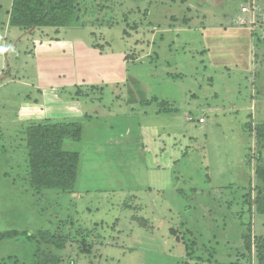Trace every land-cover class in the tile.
<instances>
[{
	"label": "rangeland",
	"instance_id": "rangeland-1",
	"mask_svg": "<svg viewBox=\"0 0 264 264\" xmlns=\"http://www.w3.org/2000/svg\"><path fill=\"white\" fill-rule=\"evenodd\" d=\"M9 2L0 0V232L20 235L0 241V264H32L38 248L57 264H257L248 242L264 235L255 203L264 150L253 129L264 122V41L243 72L212 66L201 34L252 0H78L69 26L40 27L102 43L118 77L81 91V114L52 118L82 123V138L64 143L80 152L72 191L30 184L25 130L48 120L19 110L36 95L25 83L40 29L4 36ZM42 230L65 247L41 242Z\"/></svg>",
	"mask_w": 264,
	"mask_h": 264
},
{
	"label": "crops",
	"instance_id": "crops-1",
	"mask_svg": "<svg viewBox=\"0 0 264 264\" xmlns=\"http://www.w3.org/2000/svg\"><path fill=\"white\" fill-rule=\"evenodd\" d=\"M12 4L13 0H10L5 9L6 16L1 23L4 36L10 35L13 32L12 29L17 27L9 24ZM239 18L247 21L250 16L247 13L239 12L228 22H212L209 25H204L201 31L202 39L212 66L252 72L256 44L251 28L248 24H241ZM38 28L40 30L37 32V36L33 37L32 50L35 78L33 82L25 83L34 88L36 95L34 97L27 95L28 100L22 104L19 110V117L22 120L57 122L52 118L62 117V115L71 112L81 114L83 104L80 105V98H76L81 91L83 92L86 87L99 88L103 85L113 87L117 83L118 77H114L106 65L104 53H107V48L102 47V43L73 37L62 38L61 33L52 34L40 27L25 29L26 32L22 33L24 35L34 33ZM2 52L7 56L5 42L2 45ZM122 55L124 57L122 53L121 58H123ZM1 70L0 73L3 74L5 68L1 67ZM7 80L21 82V79L11 77ZM65 91L70 92V94H66L67 98L63 95ZM76 91L78 93L73 97L72 93H76ZM87 98L92 99L89 93ZM87 105L91 106L86 102L85 106Z\"/></svg>",
	"mask_w": 264,
	"mask_h": 264
},
{
	"label": "trees",
	"instance_id": "trees-1",
	"mask_svg": "<svg viewBox=\"0 0 264 264\" xmlns=\"http://www.w3.org/2000/svg\"><path fill=\"white\" fill-rule=\"evenodd\" d=\"M79 11L78 0H13L9 24L23 29L66 27L78 19ZM252 35L255 44L260 40L264 41L258 32H252ZM161 110L173 112L176 109L165 106ZM253 129L257 147L264 150V122L256 124ZM82 131V123L78 121H42L27 126L25 135L28 149V173L33 188L60 191L74 189L80 152L64 148V143L66 140L79 141L82 138ZM261 161L259 162L261 166L257 167L258 184L255 203L257 211L264 213V157ZM18 235H20L18 231L0 232V241ZM40 235L41 242L45 244L54 245L59 249L65 247L66 238L61 235L58 236L47 230H42ZM252 244L256 248L257 264H264V235L255 236L253 242L251 240L248 242L249 247H252ZM249 255L252 257L251 253ZM32 264H57V258L55 254L44 253L41 248H38Z\"/></svg>",
	"mask_w": 264,
	"mask_h": 264
},
{
	"label": "built area",
	"instance_id": "built-area-1",
	"mask_svg": "<svg viewBox=\"0 0 264 264\" xmlns=\"http://www.w3.org/2000/svg\"><path fill=\"white\" fill-rule=\"evenodd\" d=\"M242 12L249 14L250 18L247 21L239 18V22L241 20V24H248L252 32H258L261 38L264 39V8H262L259 1L252 0L251 4L242 7ZM189 120L193 121L194 117L190 116ZM197 121L203 123L205 122V118L200 117Z\"/></svg>",
	"mask_w": 264,
	"mask_h": 264
}]
</instances>
